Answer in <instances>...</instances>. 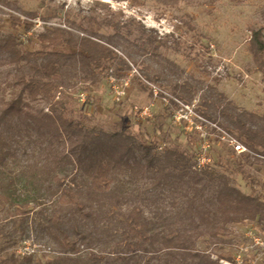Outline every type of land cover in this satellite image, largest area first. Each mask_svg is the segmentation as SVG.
Masks as SVG:
<instances>
[{
	"label": "rangeland",
	"instance_id": "obj_1",
	"mask_svg": "<svg viewBox=\"0 0 264 264\" xmlns=\"http://www.w3.org/2000/svg\"><path fill=\"white\" fill-rule=\"evenodd\" d=\"M52 28L108 43L117 57L97 68L78 49L46 48L39 37ZM257 32L264 41V0H0V183L17 202L0 206V264H88L91 253L99 264H177L162 249L174 234L200 258L264 264V157L235 153L213 133L214 178L197 170L204 142L175 118L173 99L190 100L243 143L220 109L264 123V75L250 50ZM15 49L44 54L17 62ZM50 60L61 89L52 101L31 98L20 80L41 79ZM102 164L112 182L98 192L91 183ZM134 208L154 239L146 252L124 238Z\"/></svg>",
	"mask_w": 264,
	"mask_h": 264
},
{
	"label": "trees",
	"instance_id": "obj_2",
	"mask_svg": "<svg viewBox=\"0 0 264 264\" xmlns=\"http://www.w3.org/2000/svg\"><path fill=\"white\" fill-rule=\"evenodd\" d=\"M39 39L46 48H57L62 45H67L73 49H78L79 54L85 63L87 65H96L97 68H102L104 63H106L108 60H112L117 57V53L111 48L112 46L110 44L103 42L101 43V41H97L92 37L78 39L75 38V36L69 31L61 28H52L49 30V32L42 34ZM250 42V50L251 54L253 55L255 65L257 69H259L264 75V41L262 40L260 33H253ZM13 51L17 62L28 59L32 60V58H38L44 54L43 52H35L33 54H27L24 56L16 49ZM127 68L130 69L128 65ZM38 72L41 75V79L27 81L22 78L20 83L28 91V94L31 98L42 96L49 101L54 100L55 95L59 89H61V83L53 80V77L57 76L60 72L57 62L54 60L48 61L46 64L38 68ZM218 96L222 97L221 94H218ZM185 102L191 104L190 100H186ZM220 110V114L223 118L237 124V129L244 136V145L253 150V152L259 156L264 157V123L259 127H254L252 124H248L245 118H255L256 116L248 113H240L236 108L230 107V105H227ZM201 113L208 120L217 123L218 125L220 124L218 119L208 114V112L201 111ZM59 120L63 126L67 124L63 118H60ZM222 125L223 124H220L219 126L221 127ZM147 153L149 154V151ZM183 159L184 158H182V160ZM111 171L112 166L110 164H102L97 167L93 181L91 183V186L95 191L102 192L103 190L110 187L112 181L109 175ZM201 172L205 173L211 178H214L215 174L209 170V167L202 169ZM58 185L60 187L61 197H64L69 204H73L74 206L78 207L79 201L77 195L73 192V190H71V187L64 185V181L62 180H58ZM3 191V185L0 183V206L7 204L17 205V202L13 198L8 196L6 197ZM235 193L239 195V198H237L239 201H241V199H249V197H245L240 192ZM231 195L234 197V194ZM27 205L28 204L26 202L23 204L25 207H27ZM258 215H261V213H259L257 210L254 217ZM125 222L127 231L124 235V238L126 241H131L134 238L137 239L138 242L134 245L137 247V250L139 251L138 253H141L142 251L146 252L144 247L146 245H152L154 239L149 232V228L145 219L143 218L142 211L139 208H134L127 216ZM177 237V234H174L173 236L164 235L162 237V241L165 245V247L162 249H166L165 251L167 255L174 259L177 264H186L188 260L193 259H204V264H218V262L210 260L209 257L202 256L200 258L198 253H194L188 248H185L182 240ZM63 239L67 248H69L73 253H78V248H76L75 242L69 241V239L65 236H63ZM102 259L103 258L97 254L91 253L88 258V264H99L102 262ZM129 260L130 258L126 259V261ZM148 262L151 264L152 260H149ZM11 263L17 264L18 262L14 259V261ZM18 264L27 263L19 262Z\"/></svg>",
	"mask_w": 264,
	"mask_h": 264
},
{
	"label": "built area",
	"instance_id": "obj_3",
	"mask_svg": "<svg viewBox=\"0 0 264 264\" xmlns=\"http://www.w3.org/2000/svg\"><path fill=\"white\" fill-rule=\"evenodd\" d=\"M163 93L162 91H159ZM155 95L158 97L157 89L154 90ZM168 96V94H165ZM165 100L166 97H164ZM176 104L175 107L178 108L175 113V118L179 123L184 125L186 130L192 131L191 133L197 134L201 139V143L204 142V145L201 147L203 152L198 155L196 158L195 167L197 170H202L209 167L212 164V159L207 154V149L209 148V137L215 134V136L222 141H225L229 147L232 148L233 152L238 154H247V155H257L243 143H241L236 137L231 135L229 132L220 127L217 123H214L207 118H205L202 113L196 111L195 104H188L173 98ZM170 100H168L169 102ZM172 104V103H171ZM146 114V112H144ZM262 157V156H261ZM24 249H28L24 247ZM29 254V253H27Z\"/></svg>",
	"mask_w": 264,
	"mask_h": 264
}]
</instances>
